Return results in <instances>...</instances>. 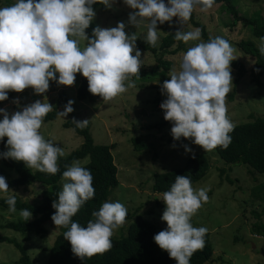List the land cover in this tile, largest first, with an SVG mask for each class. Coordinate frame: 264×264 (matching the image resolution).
I'll return each mask as SVG.
<instances>
[{
  "label": "clouds",
  "instance_id": "1",
  "mask_svg": "<svg viewBox=\"0 0 264 264\" xmlns=\"http://www.w3.org/2000/svg\"><path fill=\"white\" fill-rule=\"evenodd\" d=\"M98 2L16 0L11 6L0 7V101L7 100L9 92L21 93L28 88L43 95L49 90L50 81L73 86L77 73L86 78L88 91L103 101H110L136 86L131 77L139 75L142 63V54L136 48L137 35L127 34L123 22L113 28L97 26L92 38L86 35L85 30L95 17L92 5ZM104 3L109 6L108 0ZM124 3L134 10L129 14V23L147 29L148 44L157 43V25L174 17L181 25V30L174 34L176 41H199L181 54L179 70L173 68L170 79L160 86L167 97L160 107L165 121L173 124L174 140L191 139L205 152L218 146L227 148L234 124L227 115L226 97L232 90L230 65L236 60V50L220 36L210 37L207 42L201 40L199 28L183 31L193 11L198 6L202 12L208 11L214 0H167V4L164 0H124ZM81 41H86L83 48ZM257 46L264 56V37L259 38ZM73 103L68 101L58 116L71 113ZM53 108L46 99L11 115L0 108L3 116L0 140L7 138L8 149L0 158L55 175L59 171L57 160L64 155V150L40 133L44 118ZM88 122L72 121L78 128L86 127ZM185 151L191 149L185 146ZM62 180V191L52 203L55 213L51 219L56 228L67 229L64 240L70 243L72 253L85 260L109 251L115 230L126 222L127 208L119 201H106L98 211L92 212L93 219L87 226L82 227L72 217L94 197L91 171L81 166L80 161H74L66 166ZM9 191L6 179L0 176V192ZM207 192L206 188L194 189L189 177L179 175L170 190L161 194L165 205L161 220L167 228L153 239L176 264H190L192 255L205 246L208 229L194 227L191 220L208 201ZM16 195H9L6 200L11 213L17 211ZM19 215L25 221L32 217L28 209H21Z\"/></svg>",
  "mask_w": 264,
  "mask_h": 264
},
{
  "label": "rangeland",
  "instance_id": "2",
  "mask_svg": "<svg viewBox=\"0 0 264 264\" xmlns=\"http://www.w3.org/2000/svg\"><path fill=\"white\" fill-rule=\"evenodd\" d=\"M231 1L241 14L248 16L259 12L264 18V0ZM15 2L16 0H0V7L11 6ZM164 2L167 4V0ZM108 4L105 10L94 11L95 17L92 23L96 27L113 28L119 22H123L127 34L135 33L137 40L146 41L147 29L143 26L136 28L129 23V14L134 10L129 8L124 0H109ZM193 13L196 20L205 26L209 38L223 37L235 48L236 60L234 61L240 62L248 71L253 64V58L243 54L237 47V43L249 40L258 45L259 39L253 37L251 27L243 26L241 23L230 27L231 16L226 5L222 3L212 6L206 12H202L198 6ZM157 29V43H159L164 36L181 30V25L179 19L174 17L170 22L158 24ZM192 29L195 28L189 21L183 27V31ZM87 36L92 38V34ZM201 40L204 41L202 37ZM198 42H183L185 51H178L174 55H163V60L170 61L172 64L170 71L173 68L179 70L181 54ZM80 46L81 48L86 46V41H81ZM175 49L174 45L168 51ZM139 51L142 54L139 75L131 77L136 86L110 101H103L102 98L95 103L87 100L79 101L76 98V89L81 74L77 73L73 86L53 88L50 82L49 90L43 95L35 94L31 88L21 93L9 92L8 99L0 101V108L11 115L37 100L43 102L46 99L53 107L57 106L58 112H63L68 101H73L71 113L65 117L57 116L52 122L43 123L40 133L46 140H51L55 146L62 147L64 155L61 157H66L80 147L82 138L72 129H65L63 124L68 119L89 120L90 134L94 143L115 146L111 153L117 166L119 185L111 191L107 201H119L127 208L128 215L136 213L142 219L163 230L167 228L166 222L161 220L165 205L161 201V194L152 191L154 176L182 167L192 155H205L210 168L206 178L195 183L193 188L208 189L209 199L192 217L191 223L194 227H206L207 233L210 234L213 260L206 264H264V237L253 236L250 232L252 224L257 221L254 213L261 214V205H263L253 199L252 189L263 182L264 177L252 172L246 166L226 164L219 159L214 150L205 152L191 139L181 137L180 140H174L171 135L172 123L165 124L163 128L156 126L162 122L165 123L164 112L160 105L167 97L161 92L160 86L163 83H160L158 78L141 79L143 71L156 70L157 59L149 52ZM170 71L166 73V79H170ZM236 72L231 68L232 84L236 78ZM260 81L261 85L256 86L246 75L239 82L233 101L230 102L226 97L227 115L234 126L251 121L250 115L256 118L264 117V77ZM231 93L232 90L228 95ZM156 98H160V102L154 105L153 101ZM14 101H18V104ZM134 138H138L143 145L140 150H137L132 142ZM6 143V137L4 142L0 140V153L8 150ZM185 146L191 151L186 152ZM80 163L83 166L86 161H80ZM219 169L223 170L222 176ZM0 176H3L6 182L16 177L13 172L4 169H0ZM226 177L232 183H229ZM37 187L9 189L8 193L0 192V198L17 194L16 198L21 201L35 204L38 197ZM19 212L11 213L0 209V225L25 221L20 217ZM130 222L126 220L122 227L115 230L113 236L117 238L124 236ZM46 230L47 233L43 238L31 234L30 239L25 242L21 233L0 228V237L15 240L21 244L34 264H46L48 250L59 233L58 227L56 228L54 224L46 225ZM19 258L20 252L14 245L7 242L0 243V264H19Z\"/></svg>",
  "mask_w": 264,
  "mask_h": 264
},
{
  "label": "trees",
  "instance_id": "3",
  "mask_svg": "<svg viewBox=\"0 0 264 264\" xmlns=\"http://www.w3.org/2000/svg\"><path fill=\"white\" fill-rule=\"evenodd\" d=\"M109 3V0H108ZM225 4L228 13L231 16L230 27H235L238 23L243 26L251 27L254 38L259 39L264 37V18L259 12L251 15H243L239 12L237 7L231 0H214V5ZM93 10H105L107 6L104 0H99L98 3L92 5ZM194 28L201 29V37L205 42L209 40L205 26L199 23L194 13L189 20ZM96 25L91 22L86 35L92 34ZM177 32V31H176ZM171 33L164 36L155 46L148 44L146 41L137 40V49L151 53L157 59L156 70L148 72L143 71V80L149 77L157 79L163 83L166 79V73L171 69V62L163 60L164 54H175L178 51H185L183 41H176L174 34ZM176 46L174 51H168L173 46ZM237 47L243 54L253 58V64L247 71L246 68L238 61H233L230 65L235 69L236 78L233 81L232 93L227 96L230 102L233 101L234 95L239 86V82L246 75L249 76L256 86L261 85V78L264 77V56L258 50V47L252 41H239ZM159 70V71H157ZM58 79V74H57ZM134 81V80H133ZM53 88H58L55 81H50ZM78 87L76 89V98L79 101L87 100L90 103H95L101 97L93 96L88 91V83L86 78L82 75L78 80ZM154 105L160 102V98H156ZM57 106L44 118V123L54 121L58 116ZM3 116H0V120ZM251 121L234 126V130L230 133L231 143L227 148L218 146L214 149L219 159L226 164L243 165L248 167L252 172L264 177V117L256 118L250 115ZM80 121L78 119H75ZM73 119H68L63 127L65 129H72L74 133L82 138L80 147L72 151L66 157H59L57 165L59 171L55 175L41 173L37 170L27 168L24 163L17 162L12 159L0 158V169L13 172L16 177L7 181L8 188L19 187H33L36 188L38 195L37 203L31 204L16 198V209H28L32 213L29 221L8 222L0 225V228L11 229L23 235V240L26 242L30 239L31 234H35L43 238L46 233V225L54 224L51 216L55 213L52 207L54 200L58 199V193L62 191L64 181L62 180V173L66 170V166H71L74 161H86L83 167L91 171L93 177V187L95 189L94 197L85 202L79 209L78 213L72 217L73 222H78L82 227H86L89 220L93 219L92 212L98 211L104 202H106L113 189L119 185L117 179V166L114 163L111 150L115 148L112 145H96L90 134V123L86 127L78 128ZM171 122L165 121L157 127L163 128L165 124ZM4 142V139L2 140ZM137 150H140L143 145L138 138L132 139ZM2 154V153H0ZM209 161L205 155L195 154L190 156L184 165L180 168L156 174L153 180L152 191L157 194H162L170 190L171 185L175 182V177L185 175L189 177L192 186L203 181L210 168ZM222 176L223 170H220ZM227 181L232 183L227 177ZM207 180V179H206ZM253 199L260 202L262 211L261 214H255L257 221L252 224L250 228L251 234L256 237H264V180L252 189ZM7 198H0V209L8 210ZM263 217V218H262ZM126 220H130L126 234L119 238L112 236V248L103 253L93 256L91 259L81 260L74 256L71 251V245L64 240V233L66 228L58 227L57 234L51 248L48 250V260L46 264H176L175 260L169 258L168 253L162 251L154 242V235L163 229L158 228L154 224L142 219L139 215L134 213L128 215ZM205 246L203 249L196 251L191 259L190 264H206L213 260V246L210 240V234L205 236ZM7 242L14 245L20 252L19 264H34L28 256L26 250L21 244L15 240L0 237V243Z\"/></svg>",
  "mask_w": 264,
  "mask_h": 264
}]
</instances>
